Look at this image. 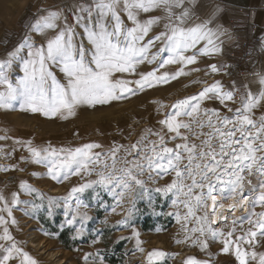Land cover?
I'll return each instance as SVG.
<instances>
[{"label": "snow or ice", "instance_id": "1", "mask_svg": "<svg viewBox=\"0 0 264 264\" xmlns=\"http://www.w3.org/2000/svg\"><path fill=\"white\" fill-rule=\"evenodd\" d=\"M153 12L163 15L140 19L141 14ZM214 16L215 13L200 23L186 25L191 18L186 0H72L52 8L41 6L27 25L23 39L0 60V110L68 120L81 108L110 105L200 72L201 69L189 66L197 64L201 56L221 53L218 41L227 34L220 26H211ZM154 26H162V30L150 37ZM34 36L43 37V42L37 43ZM13 65L22 75L10 77ZM140 65L152 67L138 72ZM209 68L212 73L220 71L215 63ZM259 83L264 85V75ZM237 91L234 82L225 91L224 85L217 81L195 95L177 100L164 118L157 121L160 127L146 129L130 145L114 141L105 151H95L104 148L98 142L75 148H56L51 144L38 148L31 140L3 135L0 141L14 139V146L10 152L0 146V154L10 157L16 146L26 149L30 156L20 159L47 169V176L57 183L82 174L98 177L73 187L67 197L61 198L63 206L74 213L67 220L70 225L80 215V208L87 207L77 194L94 186L112 197L114 203L106 206L112 212L122 207L125 197L132 199L128 218L116 230L130 226V218L138 210L137 201L147 197L151 205L150 192L171 194L172 205L185 209L183 215L179 211L167 213L175 217L186 234L175 243L191 241L192 246L199 245L201 251H206L207 238H211L222 244L221 254L234 249L238 264H249L250 259L257 258L259 264H264V254L242 247L255 248L264 240V212L254 211L257 205L264 208V91L253 93L246 88L238 106ZM205 102L218 106L202 107ZM9 170H15V166L4 169ZM173 176L164 187H147L149 182ZM249 177L258 182L257 197L245 194L246 185H252ZM20 188L28 195L36 193L27 182L22 181ZM37 195L42 198V194ZM96 195L99 200L100 193ZM21 203L33 209L40 207L21 201L19 193H12L10 201L0 193V264H10L17 257L20 264H37L18 246L9 229V224H17L13 207ZM58 204L49 198L48 215ZM245 209L247 216H236L237 211ZM4 213L12 219H6ZM88 219L86 213L81 216L77 236L82 235L84 221ZM189 224L194 226L188 227ZM245 224L249 226L246 229ZM225 228L228 230L224 231ZM132 230L137 250L143 252L140 234L134 227ZM96 255L103 264V257ZM167 256L164 251L153 250L147 260L154 264ZM84 260L87 264L88 256ZM210 261L211 255L208 261L189 257L185 264H210Z\"/></svg>", "mask_w": 264, "mask_h": 264}, {"label": "rangeland", "instance_id": "2", "mask_svg": "<svg viewBox=\"0 0 264 264\" xmlns=\"http://www.w3.org/2000/svg\"><path fill=\"white\" fill-rule=\"evenodd\" d=\"M34 0H0V60L6 58V54L12 51L23 39L25 32L28 30L27 25L33 20L37 8H34ZM71 19V17H69ZM126 23H129L126 21ZM162 27L154 26L149 33L150 37L157 35ZM37 43L43 42V37H33ZM148 39L147 37L145 38ZM242 42V41H241ZM221 46V45H220ZM222 48V46H221ZM238 47L233 52H238ZM155 51V48L153 49ZM222 52L210 57H199V62L190 68H199L200 72H193L191 75L183 76L175 81L139 93L129 99L122 101H114L110 105L98 106L95 109L81 108L77 115L64 120L60 117L48 119L43 116L35 115L32 127L33 146L45 147L51 144L53 147H71L75 148L85 143L98 142L104 145L103 149L95 151H105L115 141L119 144L130 145L135 143L148 128H158L159 119H163L164 115L171 110V106L177 100L184 99L188 96L197 94L204 87L220 81L228 90L230 84L226 75L221 71L212 73L209 65L215 63L219 69L227 61H239L232 57L231 53ZM237 54V53H236ZM262 59V58H261ZM253 59V60H261ZM152 66L140 65L137 71L151 70ZM170 68L176 66H169ZM167 70V69H165ZM58 72V70H56ZM163 71V70H162ZM10 77L22 75L13 65V69L9 73ZM262 74H254L247 79L258 81ZM241 77L240 73L232 75L236 79ZM138 78V77H133ZM205 81V83H196L197 81ZM237 83V82H236ZM254 87L249 88L253 93L264 91V85L253 83ZM243 88V87H242ZM246 89L237 91L240 95V105L244 99ZM236 95V96H237ZM164 107H160V105ZM212 102H205L202 107H213ZM159 109V115L157 114ZM5 135V132H3ZM155 139V137H152ZM4 146V144H2ZM172 147L173 144H169ZM10 152L11 146H8ZM10 150V151H9ZM16 153L19 157H29L30 154L24 150ZM15 155L11 159H14ZM9 159L0 154V181L3 184L0 187V193L10 201L12 193H19V199L23 202H31L40 205L39 209H33L25 203L18 204L13 207V217L17 224H9V229L18 246L37 261V264H85L84 257L88 256L87 264H100L97 253L103 257V264H149L147 260L148 253L153 250H161L169 254L162 261H156L154 264H185L189 257H196L201 261H208L211 255L210 264H238L235 259L234 249H230L228 254H221L222 244L218 241L208 239L209 247L206 251H201L200 246H192L191 241L187 243L177 244V239H184L185 233L181 231V225L176 223L174 216H169V212L179 211L184 214L185 209L181 205L176 208L172 205L173 197L164 196L161 193L150 192L153 198L151 205L147 197L136 203L137 211L130 218V226L124 230H116L119 223L128 218V209L132 207V199L125 197L122 201V207L117 208L116 212H112L106 206L114 203L112 197L99 186L86 189L83 193H78L81 201L87 207L80 208V215L76 217L73 224H68L67 220L74 214L71 210L63 206L61 198L67 197L71 189L82 183L98 179L93 174L91 176H73L63 183H57L47 176V169L40 165L23 161V167L16 172L4 171L8 168ZM22 161V160H20ZM23 169V170H20ZM21 173L25 177L24 180L14 182L9 180L16 173ZM36 173L37 175H33ZM174 176L164 177L156 182H149L147 187L154 189L156 187H164L171 182ZM252 185H246L245 194L251 193L253 197L259 195L258 182L255 177H249ZM30 182L31 187L36 189V193L28 195L20 188L21 182ZM255 189V190H253ZM100 193L99 200L96 193ZM37 193L42 194L37 195ZM49 198L57 200L58 206L52 208V214L48 215ZM100 201H103L101 204ZM73 200L72 204L75 205ZM256 213L264 212V208L257 205L254 209ZM29 213L26 215L25 213ZM87 214L88 220L84 221V231L82 235H76V229L79 227L81 216ZM33 214L35 218H33ZM248 214V213H247ZM247 214H245L247 216ZM6 219L11 220V217ZM243 215V216H245ZM63 226V227H61ZM189 224L188 227H193ZM218 225H213L217 227ZM139 232L140 247L143 252L137 250L136 237L132 228ZM147 227L148 230H145ZM247 224L244 228H248ZM159 230V231H158ZM228 229L225 228L224 231ZM240 229L237 230L239 233ZM2 232V229H0ZM44 232L56 234L44 235ZM129 239H121V238ZM203 239V238H202ZM93 240L98 242L93 243ZM151 241H158L161 244L149 246ZM248 248L249 252L255 250L258 254H264V240L255 247L242 245ZM186 253L184 257H180V250ZM120 250V251H117ZM10 264H20V259L10 261ZM249 264H259V259L249 260Z\"/></svg>", "mask_w": 264, "mask_h": 264}, {"label": "crops", "instance_id": "3", "mask_svg": "<svg viewBox=\"0 0 264 264\" xmlns=\"http://www.w3.org/2000/svg\"><path fill=\"white\" fill-rule=\"evenodd\" d=\"M33 2L34 8L38 9L41 6L52 8L57 4L71 3L72 0H34ZM186 6L190 8L191 12V18L186 21V25L188 26L200 23L215 13L211 26H220L222 30H227V34L222 36L221 40L218 41L226 54L236 50L237 43L241 41L248 39L252 42L251 47L255 53L259 52L262 54L261 60L241 62L237 58L239 61L225 62L220 71L223 75L227 76L229 82L233 81L235 83L238 91L249 88V86L254 87L253 83H259V80L254 81L252 78L247 79V77H237L234 79L232 78L231 70L234 69L236 74L250 71L252 75H264V0H191L190 3L189 0H186ZM217 8H219L218 12H216ZM161 15H163L161 12H153L147 15L141 14L140 19L144 20L149 16ZM35 115L41 117L39 114ZM35 115L18 110H0V136H3V132H5V135L8 137L23 141L31 140L33 144L32 127ZM14 139L0 141V146L4 144V150L7 151L9 149L8 146H14ZM16 147L17 150L10 157H7L9 159L8 168L11 169L15 166V170H9L10 173L16 172L19 168L23 167V161H20L21 159L16 153L19 151L25 153L24 150L26 151V149L19 148V146ZM13 155H15V158L11 159ZM12 178L8 184H10V181L14 182L25 179L18 172ZM3 184L6 183L0 181V187ZM28 184L31 183L28 182Z\"/></svg>", "mask_w": 264, "mask_h": 264}, {"label": "built area", "instance_id": "4", "mask_svg": "<svg viewBox=\"0 0 264 264\" xmlns=\"http://www.w3.org/2000/svg\"><path fill=\"white\" fill-rule=\"evenodd\" d=\"M251 44H252V42L248 39L237 43L238 52H236L237 54L235 52L231 53V56L238 58L241 62H248V61L256 59V58L261 59L262 54L259 52L255 53V51L251 47ZM231 74L232 75L236 74V71L234 69H232ZM249 75H252V72L246 71L244 73H240L241 77H247ZM240 101H241V97H240V95H237L235 97L236 104H239Z\"/></svg>", "mask_w": 264, "mask_h": 264}, {"label": "bare ground", "instance_id": "5", "mask_svg": "<svg viewBox=\"0 0 264 264\" xmlns=\"http://www.w3.org/2000/svg\"><path fill=\"white\" fill-rule=\"evenodd\" d=\"M247 213H248V210H247V209L242 210V211H237V212H236V216H237V217H240V216H243V215H245V214H247ZM245 216H246V215H245ZM157 244H161V243L158 242V241H151V242L148 243L149 246H153V245L155 246V245H157ZM180 254H181L180 257H184V256L186 255V253H185V251H184L183 249L180 250Z\"/></svg>", "mask_w": 264, "mask_h": 264}, {"label": "trees", "instance_id": "6", "mask_svg": "<svg viewBox=\"0 0 264 264\" xmlns=\"http://www.w3.org/2000/svg\"><path fill=\"white\" fill-rule=\"evenodd\" d=\"M144 229H145V230H148V228H147V227H144ZM117 251H120V250H117Z\"/></svg>", "mask_w": 264, "mask_h": 264}]
</instances>
